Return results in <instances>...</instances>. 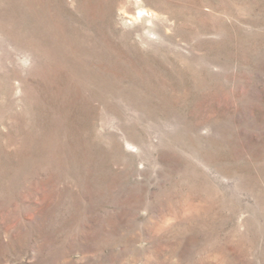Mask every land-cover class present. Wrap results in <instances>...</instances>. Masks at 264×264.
Listing matches in <instances>:
<instances>
[{"label":"rangeland","instance_id":"1","mask_svg":"<svg viewBox=\"0 0 264 264\" xmlns=\"http://www.w3.org/2000/svg\"><path fill=\"white\" fill-rule=\"evenodd\" d=\"M0 264H264V0H0Z\"/></svg>","mask_w":264,"mask_h":264},{"label":"bare ground","instance_id":"2","mask_svg":"<svg viewBox=\"0 0 264 264\" xmlns=\"http://www.w3.org/2000/svg\"><path fill=\"white\" fill-rule=\"evenodd\" d=\"M144 10L142 9L140 12H143Z\"/></svg>","mask_w":264,"mask_h":264}]
</instances>
